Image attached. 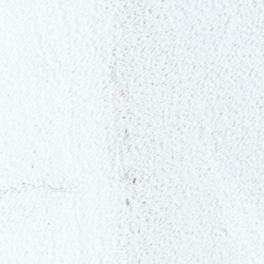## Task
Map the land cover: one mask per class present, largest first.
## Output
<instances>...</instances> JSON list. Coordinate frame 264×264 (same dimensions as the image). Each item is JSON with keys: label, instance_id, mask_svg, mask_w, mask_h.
I'll use <instances>...</instances> for the list:
<instances>
[{"label": "snow or ice", "instance_id": "obj_1", "mask_svg": "<svg viewBox=\"0 0 264 264\" xmlns=\"http://www.w3.org/2000/svg\"><path fill=\"white\" fill-rule=\"evenodd\" d=\"M0 264H264V0H0Z\"/></svg>", "mask_w": 264, "mask_h": 264}]
</instances>
